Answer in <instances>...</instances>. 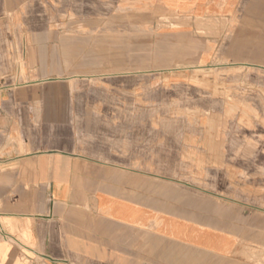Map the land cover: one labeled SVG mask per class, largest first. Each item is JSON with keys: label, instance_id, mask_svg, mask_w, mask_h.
<instances>
[{"label": "crops", "instance_id": "obj_1", "mask_svg": "<svg viewBox=\"0 0 264 264\" xmlns=\"http://www.w3.org/2000/svg\"><path fill=\"white\" fill-rule=\"evenodd\" d=\"M125 1L131 8L160 6L184 18H225L237 23L227 31L219 56L205 52L200 58L217 65L218 59H226V68L233 72L226 76L227 86L232 87L233 98L247 107L243 114L227 120L219 137L233 135V125L244 128L264 119V0ZM60 2L66 9L75 6V0ZM40 15V0H0V264H181L179 244V253L171 254L170 240L153 233L154 223L138 222V202L158 205L166 212L178 211L182 217L230 232L239 229V219L247 220L258 228L253 238L264 243V213L243 215L229 210L225 214L232 222L220 225L224 222L217 217L224 215V201L234 198L236 191L231 184L185 189L181 176L169 182L153 180L148 172L139 174L137 167L162 161V165L180 168L184 160L193 157L199 161L194 165L201 168L197 171L200 177H235L236 181L248 175L228 162L232 157L227 143L221 142L218 148L209 141L204 118L187 121L181 113H161V125L155 128L153 119L160 109L148 105L163 91L147 89L148 80L145 90L141 81L135 89L132 79L117 80L124 87L113 94V101L111 95L101 97L113 105L105 104L97 116L83 114L85 121L77 124L60 123L56 114L50 117L55 122L39 123L40 111L25 110V104L40 99L27 95L24 83L3 77V72L10 70L9 57L19 52L15 45L19 32L12 31L9 22L10 16L12 23L40 22ZM162 82L169 88L163 100L169 101L174 94L179 100L185 97L188 84L181 76L162 78ZM135 107L139 110L133 112ZM178 109L182 110L181 105ZM213 109L220 115L221 107ZM155 143L160 145L157 150ZM204 166L209 169L202 170ZM258 166L264 167V162ZM160 184L174 189L177 198H165L164 191L157 194L154 186ZM182 194H187L190 202L182 204ZM121 198L124 203L117 204L116 199ZM207 204L214 208L202 210ZM198 215L214 223L206 224L196 219ZM139 241L147 245L139 246ZM140 248L147 249L143 253Z\"/></svg>", "mask_w": 264, "mask_h": 264}, {"label": "rangeland", "instance_id": "obj_2", "mask_svg": "<svg viewBox=\"0 0 264 264\" xmlns=\"http://www.w3.org/2000/svg\"><path fill=\"white\" fill-rule=\"evenodd\" d=\"M60 1L40 0V22L12 23L13 16H10V29L19 32L20 37L15 40L19 52L9 57L10 70L3 72V77L24 83L26 94L40 99L25 104V110L40 111L41 118L36 120L39 123L55 122L56 119L50 117L56 114L61 117L57 118L60 123L77 124L85 121L82 116L86 113L97 116L104 111L105 104L113 105L101 97L111 95L113 101V94L123 90L120 88L124 86L117 82L121 78L132 79L134 84L143 82L140 84L143 90L148 80L147 89L162 90L166 95L169 88L163 85L162 78L174 80L181 76L188 84L184 98L179 100L174 88L169 101L163 100V95H155L153 105H148L154 110L160 109L153 126L160 127L161 113L172 116L181 113L187 121L204 118L209 141L218 148L221 142L227 143L232 157L228 162L248 175L237 177L236 181L235 177H200L197 171L201 168L194 165L199 161H194L193 157L184 160L185 165L180 168L162 165V161H157L155 166L137 167L139 174L148 172L153 180L169 182L181 176L185 181L180 184L185 189L210 183L217 189L231 184L236 190L234 198L227 199L228 203L224 201V215L217 217L224 222L220 224L224 227L232 222L231 216L225 214L229 210L243 215L264 213V167L258 166L264 162V119L244 128L236 129L233 125V135H222L220 139L219 132L227 128V120L243 114L246 103L235 100L232 87L227 86L226 76L233 72L226 68V59H218L224 62L222 65L200 60L205 52L218 55L224 49L227 31L230 33L237 23L225 18H184L160 6L131 8L125 0H75V6L69 9L61 7ZM182 30L185 33H181ZM168 49L174 54L168 55ZM137 87L138 84L134 86ZM216 105L222 109L218 116L213 111ZM159 146L155 143V150ZM247 146L251 150L243 151ZM206 169L209 167L202 168ZM154 189L159 195L164 191L162 196L170 200L177 198V192L169 186L160 184ZM182 196V204L190 202L187 194ZM116 202L122 204L124 199H116ZM211 205L207 204L202 210ZM212 214L215 215V211ZM195 217L206 224L213 222L209 217ZM136 218L139 223H154L153 233L170 240L171 254L179 253L177 245L181 246V264H264V243L253 238L258 228L249 225L247 220L239 219V229L230 232L145 202H138ZM244 228L250 230L247 232ZM141 244L147 245L139 241L138 245ZM146 249L139 250L144 253Z\"/></svg>", "mask_w": 264, "mask_h": 264}]
</instances>
